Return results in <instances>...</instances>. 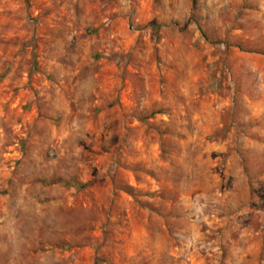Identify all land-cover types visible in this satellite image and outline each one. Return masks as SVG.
<instances>
[{
  "label": "rangeland",
  "instance_id": "obj_1",
  "mask_svg": "<svg viewBox=\"0 0 264 264\" xmlns=\"http://www.w3.org/2000/svg\"><path fill=\"white\" fill-rule=\"evenodd\" d=\"M0 264H264V0H0Z\"/></svg>",
  "mask_w": 264,
  "mask_h": 264
}]
</instances>
